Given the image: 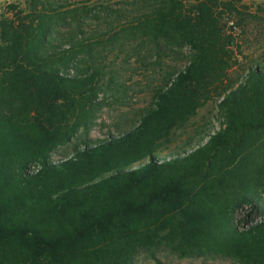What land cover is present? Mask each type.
<instances>
[{
  "label": "trees",
  "instance_id": "16d2710c",
  "mask_svg": "<svg viewBox=\"0 0 264 264\" xmlns=\"http://www.w3.org/2000/svg\"><path fill=\"white\" fill-rule=\"evenodd\" d=\"M140 1L115 33L92 30L91 21L108 28V16L62 0H28V13L11 5L15 18L0 21V264H133L140 254L162 264V251L264 264V205L250 181L263 160L264 64L228 79L231 38L217 13L242 0ZM136 42L127 63L143 50L193 54L134 124L94 141L102 112L129 104L131 87L108 71V54ZM212 89L221 127L169 153ZM245 207L261 215L241 228Z\"/></svg>",
  "mask_w": 264,
  "mask_h": 264
},
{
  "label": "rangeland",
  "instance_id": "374dc122",
  "mask_svg": "<svg viewBox=\"0 0 264 264\" xmlns=\"http://www.w3.org/2000/svg\"><path fill=\"white\" fill-rule=\"evenodd\" d=\"M72 7H82L91 9L90 15L100 17L108 16L111 25L97 26V21H91L92 30L104 28L111 33L120 31L128 25L135 15L141 10L140 0H62ZM186 8L196 5L198 0H183ZM11 5H16L18 10L22 9L28 13V0H0V21L5 18L14 19L15 11L11 10ZM218 16L221 17L220 26L225 31L226 36L231 38L229 52L232 56V68L228 71V79L236 80L246 72V69L256 62L264 64V0H242L236 5V11H230L228 8L220 6ZM123 15V16H122ZM122 17V18H120ZM138 42L127 45L125 52L112 50L106 59L108 71H116L118 78L127 82L131 88L126 96L128 106H114L102 112L98 126L91 133V138L103 140L110 135H117V125L128 123L129 127L136 122L143 114L145 109L152 102L154 88L158 87L164 76L173 69L184 68L189 63V57L193 54L191 46L175 47L167 51L159 59L153 54V58L146 57L145 50L142 51V60L132 57L129 63L125 62L127 55L132 49L137 47ZM159 61L160 64H155ZM146 63L147 65H145ZM215 93V94H214ZM214 99L209 101L205 107L200 109L198 116L194 119L192 126L184 132H179L176 141L168 152L189 150L190 141L196 146L200 136L204 132H212L221 127L218 120V97L212 89ZM125 129H128L126 127ZM207 140L205 138L204 142ZM258 151L255 153L263 159L255 162L256 167L253 171L252 180L254 187H258L261 192V198L257 205H264V133L258 137ZM192 147V146H191ZM72 154V145L58 149L52 156V160L64 159ZM32 166H37L32 165ZM31 166V167H32ZM31 167L29 170L31 171ZM242 214L244 218L238 219L237 224L243 228L251 225L254 221L260 219L261 213L245 207ZM162 264H237L234 261L226 259L199 258V259H179L168 251H162L158 255ZM133 264H158L146 254H140L136 257Z\"/></svg>",
  "mask_w": 264,
  "mask_h": 264
},
{
  "label": "built area",
  "instance_id": "2783aa9c",
  "mask_svg": "<svg viewBox=\"0 0 264 264\" xmlns=\"http://www.w3.org/2000/svg\"><path fill=\"white\" fill-rule=\"evenodd\" d=\"M39 169H40V166H32L31 171L29 170V172L38 171Z\"/></svg>",
  "mask_w": 264,
  "mask_h": 264
}]
</instances>
